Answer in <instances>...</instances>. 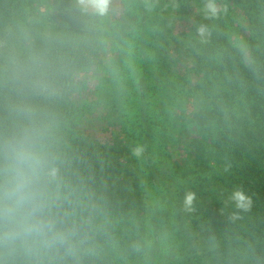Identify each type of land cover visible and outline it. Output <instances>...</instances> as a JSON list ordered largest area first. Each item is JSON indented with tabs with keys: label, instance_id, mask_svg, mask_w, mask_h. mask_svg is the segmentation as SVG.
I'll return each mask as SVG.
<instances>
[{
	"label": "trees",
	"instance_id": "16d2710c",
	"mask_svg": "<svg viewBox=\"0 0 264 264\" xmlns=\"http://www.w3.org/2000/svg\"><path fill=\"white\" fill-rule=\"evenodd\" d=\"M46 1L0 0V182L15 142L43 156L33 218L42 227L28 233L21 216L0 220V264H264V0H236L249 14L244 49L229 40L224 15L204 11L178 45L172 26L195 0H178L176 14L161 0H127L140 17L136 122L108 143L82 131L86 112L74 100L77 77L100 65L103 16L77 0H52L44 14ZM174 48L196 59L181 79ZM126 107L122 94L112 98L116 114ZM171 144L185 149L184 165ZM135 145L145 147L139 158ZM136 164L157 194L153 209ZM235 187L252 206L233 219L224 200ZM187 191L196 193L191 211Z\"/></svg>",
	"mask_w": 264,
	"mask_h": 264
},
{
	"label": "rangeland",
	"instance_id": "374dc122",
	"mask_svg": "<svg viewBox=\"0 0 264 264\" xmlns=\"http://www.w3.org/2000/svg\"><path fill=\"white\" fill-rule=\"evenodd\" d=\"M127 0H110L109 10L103 16L105 23L104 38L101 47L100 65L97 68L86 70L77 77L79 82L78 93L74 96L77 104L81 105L86 116L81 129L94 140L108 143L115 137H124L127 126L136 122L137 90L136 85L140 75L139 56L137 48V35L139 32V13L135 12ZM178 0H161L166 11L176 14L179 11ZM181 1V0H180ZM52 0H47L41 8V13H46L51 7ZM219 13L229 20L228 38L238 48L244 49L247 38L251 35L248 30V11H243V5L236 0H218ZM217 3V2H216ZM190 5L189 0H184L183 5ZM197 8L191 10L189 16L182 18L177 15L173 24V34L178 45L188 44L196 26V15L203 14L201 1L195 0ZM262 22H264L263 16ZM116 31H119L117 33ZM171 60L174 71L181 79L192 71L196 59L188 58L184 52L181 54L174 48L171 52ZM196 81H194L195 83ZM123 95V106L126 110H120L117 114L111 107L112 98ZM195 106L191 105L188 112L192 113ZM180 133V131H179ZM198 132L190 131V141ZM178 137V136H177ZM181 137V136H180ZM170 152L175 162L184 165L188 157L185 149L180 145H170ZM138 177L141 181L144 202L153 209L157 201V194L152 187L146 170L140 164H136ZM170 199V196H167ZM169 205V204H167ZM152 212H150L151 215Z\"/></svg>",
	"mask_w": 264,
	"mask_h": 264
},
{
	"label": "clouds",
	"instance_id": "9594fccd",
	"mask_svg": "<svg viewBox=\"0 0 264 264\" xmlns=\"http://www.w3.org/2000/svg\"><path fill=\"white\" fill-rule=\"evenodd\" d=\"M82 10H91L94 14L104 16L108 13L110 0H77ZM203 10L205 18L212 19L218 16L219 8L216 0H204ZM196 34L203 40L208 34L207 25L196 27ZM145 151L143 145H135L131 148L134 157H141ZM43 164V156L37 147L28 140L15 142L9 152L6 165V177L0 182V220H15L21 216L20 227L24 232H38L42 223L34 220V214L41 207L40 193L36 187L37 177ZM51 175H55L53 170ZM196 193L187 191L183 197V205L186 211L193 210ZM229 204L236 209L232 218H239L240 212L251 209L252 198L243 188L235 187L224 200V205ZM223 211V210H222ZM10 233L9 236H14Z\"/></svg>",
	"mask_w": 264,
	"mask_h": 264
}]
</instances>
